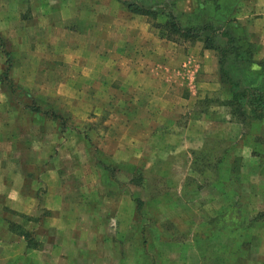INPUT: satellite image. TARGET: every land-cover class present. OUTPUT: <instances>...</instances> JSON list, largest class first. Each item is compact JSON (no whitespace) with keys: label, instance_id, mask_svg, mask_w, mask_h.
Returning <instances> with one entry per match:
<instances>
[{"label":"crops","instance_id":"crops-1","mask_svg":"<svg viewBox=\"0 0 264 264\" xmlns=\"http://www.w3.org/2000/svg\"><path fill=\"white\" fill-rule=\"evenodd\" d=\"M25 1L27 0H5L6 4L0 2L2 40L0 56L3 55L1 46L5 41L19 44L13 46L12 61L10 58L7 59L10 56L8 51H6V62L0 57V94L2 96L6 94L7 97L11 95L13 86V81L9 77L11 69H18L19 82H38L45 81L48 79L46 74H51L45 69L49 62L58 64L51 62V58L41 65L40 62L31 61L34 60L31 59L32 42L35 45L47 43L49 49H66V53L75 51L79 56L77 62L81 65L76 80L83 84L96 83L91 90L99 92L102 84L107 83V105L120 109L121 98L117 93L120 90H116L112 83H122L120 89L125 100L123 108L125 118L118 128L124 131L123 136L115 135L111 140L114 146L139 147L140 163L146 160L149 174L156 179L155 193H152L148 187L145 188L150 193L146 203L149 202L148 205L159 211V220L155 226L162 230L163 236L170 237L165 241L181 243L179 248L176 247L175 251L168 255L169 259H164L163 254L160 253L156 256V262L217 264L219 258L223 257L224 264H227V260H232L233 255L244 256V243L250 242L255 235L245 236L241 233L233 241L232 235H229L225 229L222 230L221 218L225 217L229 210L236 209L237 205L240 208V203L247 213L255 214L253 218L257 214L264 213V116L252 119L254 114L251 109L246 108L244 112L251 120L249 121L247 117L242 121L221 105L215 104L216 98L225 102L231 97L228 84L220 78L219 52L205 45L202 36H199L193 42L186 40L189 44L193 43L186 45L187 49L191 50L176 69H172L173 58L167 59V62L163 58L164 60L158 62L147 60L142 56L134 59L123 54L105 59V53H101L105 47L107 49L112 47L111 50L115 53L116 50L123 48H131L130 51L133 48L136 49L135 51L146 49L149 45L146 41L149 27L156 32L157 41L167 40L168 43H176L172 39L165 38L161 30L152 23H163L166 19L165 15L159 13L154 20H149L146 15L131 13L119 0H41L43 4L56 2L58 6L59 3L62 5L58 10L53 9V6L44 10L38 5L37 8L26 12L19 8L20 3ZM163 1L166 0H155V3L159 4ZM219 1L221 0H176L179 6L180 24L185 27L197 18L205 17L204 14L198 16L203 2ZM235 1L226 17L250 37L254 50L252 60L264 65V0ZM118 14H122V18ZM206 14L214 16L212 13ZM132 16L137 20L147 18L150 26L146 24L139 28L132 27ZM160 16L164 17L162 21L158 20ZM117 17L120 18L118 24ZM116 31L123 34V38L118 43L113 40ZM133 32L134 37L139 38L136 44L132 41ZM111 37L113 39H110ZM217 40V44H220L219 36ZM60 43L66 45L60 46ZM16 49L18 56L15 54ZM24 49H27V54ZM26 57L27 61L23 60ZM89 57L92 63L88 64ZM7 62L10 67L5 76ZM67 65L66 58L58 64L60 67ZM58 76L59 78L56 79L59 81L71 80L65 73H59ZM148 85L150 92H153L151 95L153 104L148 103ZM16 86L22 89L27 98L32 96L28 88L20 84ZM184 86L189 91L185 92ZM84 89L86 87L81 86L80 90ZM202 103L207 104L204 106ZM22 108L36 116L29 106ZM11 121L12 119L8 118L5 122L11 124ZM4 144V136H0V192L21 193L22 187L29 188L24 185L23 179L32 177L33 172L40 169L48 160L41 157L37 161L34 153L30 152L25 158L21 157L19 151L12 147L16 145L14 140L11 144L6 143L5 148ZM10 147H12L11 151H9ZM127 148L123 158L132 161L131 164L128 163V167H139L135 163L138 158L125 156L128 152ZM8 152H11V158H16V167L11 165L13 159H8ZM168 162L172 163L173 167L176 165L178 167V164L184 162L183 170L169 169V167L160 169L161 163ZM200 162L204 163V166L200 165ZM209 162L213 165L211 169L215 171L210 172L209 166L206 165ZM145 172L148 178V172ZM198 176L207 180L202 184L198 181L195 183L190 181ZM6 178H15L17 187L10 190V184L4 181ZM139 178L138 185H143L144 175H140ZM185 179H189L188 185L184 183ZM169 193L175 195L173 200L168 198ZM126 200L123 204L131 211V201ZM47 208L51 209V207ZM240 216L243 218V214ZM29 220L36 221L35 218ZM131 220L129 218L128 222L130 223ZM216 221L221 223L215 224ZM42 222L45 223L46 219L43 218ZM258 223L264 224V217L258 218L250 227L253 228L254 224ZM100 225L102 226V223ZM49 226L57 227L51 237L55 236V240L60 239L61 242L58 245L51 243L48 245V241L34 236L33 240L39 243L35 247L26 244L27 264H87L88 260L91 264H111L106 263L105 260L111 257L115 259L114 264L133 262L143 264L147 259V254L143 250L136 248L131 250L129 245H127L129 249L124 247L123 252L101 250L100 238H113V236L109 233L106 235L105 231L100 235L102 231L99 225H97V233L89 232L92 231L91 229L84 233L82 221L77 219H49ZM242 227L243 225H236L232 230L241 231ZM128 237L131 239V234ZM64 240L67 241L66 245H63ZM41 241L45 242L43 248ZM88 242L90 245L87 246ZM213 242L220 245L215 246ZM228 242L236 243L235 250H229ZM63 254H66L65 258H62ZM255 256L259 259L264 258V246ZM38 257L43 258V262L37 261Z\"/></svg>","mask_w":264,"mask_h":264},{"label":"rangeland","instance_id":"rangeland-1","mask_svg":"<svg viewBox=\"0 0 264 264\" xmlns=\"http://www.w3.org/2000/svg\"><path fill=\"white\" fill-rule=\"evenodd\" d=\"M0 2L6 4L5 0H0ZM151 3H155V0L147 2V4ZM38 5L44 10H48L49 7L51 9L52 6L53 9L58 10L62 4L59 3L60 6H58L56 2L43 4L41 0H27L20 3L19 8L28 12L30 9L37 8ZM118 16L121 17L122 14H118ZM148 18L149 20H154L151 17ZM163 18L160 16L158 20L162 21ZM119 19L117 17V24ZM131 19L132 27L139 28L146 24L148 27L150 26V21L148 22L145 17L142 20H137L135 16H132ZM134 36L133 32L132 41L136 44L139 38ZM238 37L240 42L243 41L247 44L245 45L241 42L243 43L244 52L242 53H244V57L252 56L251 49L253 47L248 42L250 37L242 34ZM122 38L123 34L116 31L114 39L112 37L110 39L118 43ZM157 39L156 32L149 27L146 38L149 45L146 49L135 51L136 49L133 48L130 51L129 49L131 48H123L116 50L115 53L111 50L112 47L108 49L105 47V50H102L101 53H105V59L123 54H127V56L134 59L142 56L147 60L158 62L164 59L167 62V59L173 58L172 69H176L187 55V52L191 50H188L186 45L193 44H189L188 41L178 36L170 38L176 42L174 44L172 42L168 43L167 40L159 42ZM220 40L221 43L225 41V39ZM161 43L163 45H160ZM15 45L19 46V44L9 41H5L2 44L3 55L0 57L5 62L7 58L6 51L10 54L7 59L10 58L12 61L13 46ZM46 45L47 43L35 45L34 42L30 44L31 59H34L31 61L40 62L41 65L45 61H50L48 58H51V62L54 61L59 64V61L66 58L68 65L60 67L58 64H50L49 62L45 69L51 74H46L48 79L45 81L38 82H19L17 80L18 69H11L9 72V77L13 81L11 95L7 97L6 94H3V96L0 94V123H4L0 125V136H4V148L7 145L6 143L11 144V141L14 140L16 145L12 147L19 151L21 157L25 158L30 152L34 153L37 161L41 157H45L44 159L48 160L46 164H42L40 169L33 172L32 177L28 176L23 179L24 185L26 184L29 188L22 187L21 193L0 192V264H27L26 249L28 247L26 244L30 247H35L39 243L33 240L34 236L48 241V245L50 243L58 245L61 242L60 239L55 240V236L51 237L57 227L49 226V219L58 218L81 220L84 233H87L90 229L92 231L89 232L97 233V225H99L102 231L100 235L105 231L106 235L109 233V235L113 236V238H100L99 246L101 250L123 252L124 247L128 248L127 245H129L131 250L136 248L143 250L147 254V259L143 264H160L156 262V256L162 253L164 259H169L168 255L174 252L176 247L179 248L181 243H174L178 241H165L169 236H163L161 234L162 230L155 226L159 220V211L152 208V205H148L149 202L146 203L150 193L145 188L148 187L152 190V193H155L157 188L156 179L149 174V166L146 168L147 161L143 160L140 163L139 147L114 146L111 140L115 135L123 136L124 131V129L118 128L125 118V113L123 112L125 100L120 89L122 83H112L116 90H120L119 92L117 91L118 96L121 98L120 109L110 104L107 105V83L102 84L99 92L98 90H91L96 83L86 82L83 84L81 81L76 80L79 77L81 65L77 62L79 56L76 55L75 51L66 53V49H49ZM65 45L60 43V46ZM18 49H16V56L19 54ZM24 51L27 54V49H24ZM23 60L27 61V57ZM87 62L88 64L92 63L91 57L88 58ZM250 62L251 64L239 61L235 59L234 55H229L225 66L232 77H240L244 81H250L248 84L256 85L258 77L264 79V72L262 71L264 65L261 66V63L254 60ZM59 73H65L71 80L68 82L57 80L56 77L59 78ZM262 82L263 86L261 87L264 89V81ZM18 84L28 88L32 96L27 98L22 90L16 86ZM243 84L246 83L242 82ZM83 85L86 89L80 90ZM186 86L183 87L185 92L188 90V86ZM147 88L149 89L148 103L153 104V97H151L153 92H150L149 85ZM248 99L246 98L244 101L251 103V100ZM206 104L202 103L204 106ZM215 104L221 105L228 112H231L229 106L223 105L224 102L217 98ZM24 106H29L30 108L34 106L38 108L40 114L33 116L22 108ZM246 108L250 109L248 105H244V109ZM52 111L57 113V118H53L50 115ZM8 118L12 119L11 124L5 122ZM248 119L249 121L251 120L250 117ZM114 125L115 128H113ZM12 147L9 148V151H11ZM126 148L128 152H126L125 156L130 155L138 158L135 163L139 167H128V163L131 164L132 161L124 160L123 158ZM10 156L11 152H8V159H13L11 165L16 167V158H11ZM171 164L170 162L161 163L159 166L160 169L169 167V169L183 170L184 162L178 164V167H176L177 165L173 167ZM200 165L204 166V163L200 162ZM206 165L209 166L210 172L215 171L211 169L213 168L211 162ZM141 166L143 168H140ZM197 166L199 165L197 164ZM235 166L236 164H234ZM145 171L148 172V178ZM140 175L145 177L143 185H138ZM15 180V178H6L4 180L10 184V190L17 187ZM204 180L207 179L198 176L190 181L194 183L198 181L202 184ZM188 182L189 179H185L184 183L186 185H188ZM167 196L173 200L175 195L169 193ZM125 198L131 201V211L123 204L126 200ZM47 207H51V209ZM236 207V209L229 210L227 215L221 218L223 223L222 230L225 229L229 232V235H232L233 238L231 240L241 233L245 236L255 235V238L250 242L244 243V256L233 255V258L231 257L232 260L228 259V263H226L262 264L264 258L259 259L255 254L257 252L259 254L264 246V241L261 242L264 237V224H254L253 228L250 226L258 218L264 217V213L257 214L253 218L255 214L247 213L241 207V203L240 208L239 205ZM169 213L172 212L169 211ZM241 214H243V218H241ZM29 218H35L36 221L29 220ZM43 218L46 219V224L42 222ZM129 218L132 219L130 223L128 222ZM221 222L216 221L215 224ZM247 222L251 223L247 224ZM101 223L102 226L100 225ZM140 223L142 226H140ZM236 225H243L242 230H232L236 228ZM129 234H131V239L128 237ZM65 242L67 241L64 240L63 245H66ZM41 244L43 248L45 242L41 241ZM213 244L215 246L220 245L217 242H213ZM228 244L229 250H235V242H228ZM88 245H90V242H88ZM21 251L24 252L21 253ZM17 252H19L18 255ZM65 256L66 254H63L62 258H65ZM38 258L37 261L43 262V258ZM101 260L104 259L101 258ZM105 260L106 263H115L113 257ZM88 262L87 264H91V261L88 260ZM224 263L225 259L223 257L219 258L217 264Z\"/></svg>","mask_w":264,"mask_h":264},{"label":"trees","instance_id":"trees-1","mask_svg":"<svg viewBox=\"0 0 264 264\" xmlns=\"http://www.w3.org/2000/svg\"><path fill=\"white\" fill-rule=\"evenodd\" d=\"M125 4L128 10L134 14L146 15L153 19L160 14H164L166 19L163 23H155L153 25L158 27L161 30V34L170 39L172 36H178L179 38L193 41L195 38L202 36L201 39L205 45L215 48L219 52V74L221 80L228 84L231 97L229 100L225 101L224 104L229 106L231 113L235 118H238L242 121H245L248 117L244 112V105H248L251 109V112L254 114L252 118H258L264 116V89L263 86L264 79L260 77L257 78V84L251 85L248 84L247 80L237 77L234 78L229 74L228 69L226 68V59L229 55H234L236 60L248 62L251 64L252 56L244 57V48L243 43L238 40L240 34L245 35L233 21H228L227 14L231 11L235 0H221L219 2H203L201 4V10L199 9L198 16L204 14L205 17L197 18L193 23L188 24L187 26H182L180 24L178 14L179 6L177 5L176 0H166L159 4L151 3L147 4V0H119ZM204 12V13H201ZM206 13L214 14L213 17ZM192 21V20H191ZM188 23V22H187ZM225 39L224 42L217 44V38ZM2 42L0 38V43ZM250 42V41H248ZM252 47L253 44L249 43ZM263 66V64H261ZM9 63L7 62L4 75H7L9 70ZM264 72V68L262 69ZM264 78V77H263ZM254 80V79H253ZM246 83V84H243ZM19 89H21L19 87ZM22 90V89H21ZM246 98L251 100V103L244 101ZM248 99V100H249ZM34 113H39L38 108H30ZM53 118H57L58 115L53 111L50 113Z\"/></svg>","mask_w":264,"mask_h":264}]
</instances>
